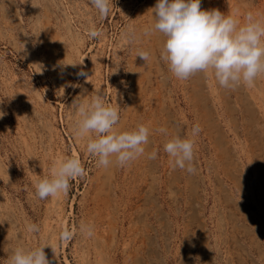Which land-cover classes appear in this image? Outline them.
Here are the masks:
<instances>
[{
    "label": "rangeland",
    "instance_id": "374dc122",
    "mask_svg": "<svg viewBox=\"0 0 264 264\" xmlns=\"http://www.w3.org/2000/svg\"><path fill=\"white\" fill-rule=\"evenodd\" d=\"M155 3L110 0L101 19L89 0H0V264L15 247L43 243L57 253L44 247L50 264H264V76L235 90L211 73L177 80L160 59L162 35L143 34ZM201 8L264 21V0H201ZM93 25L98 38L88 35ZM95 93L119 108L118 130L149 128L145 156L97 167L73 135L70 107ZM177 131L194 140L195 174L172 170L163 150ZM64 156L85 177L66 196L39 200L34 180ZM28 223L39 233H27ZM81 223L94 227L91 238L58 240Z\"/></svg>",
    "mask_w": 264,
    "mask_h": 264
},
{
    "label": "clouds",
    "instance_id": "9594fccd",
    "mask_svg": "<svg viewBox=\"0 0 264 264\" xmlns=\"http://www.w3.org/2000/svg\"><path fill=\"white\" fill-rule=\"evenodd\" d=\"M89 4L101 19L107 18L111 11L110 0H89ZM150 9L153 23L143 30V34L162 35L160 59L177 80L186 81L197 73H211L221 88L235 90L241 86L254 87L256 80L264 76V21L257 19L252 12L246 13L241 23L233 15H226L218 9L203 10L201 0H156ZM88 35L98 38L101 32L93 25ZM123 36L129 44L137 38L131 27L125 30ZM137 56L144 62L149 59V53L143 50L138 49ZM77 64L60 62L59 66L66 68ZM78 75L88 78L83 71ZM83 97L77 96L70 105L75 113L72 130L74 137L84 142L87 153L95 158L97 167L122 168L146 155L149 128L139 124L133 130L120 131L115 127L120 120L118 107L107 105L97 93L87 100L81 99ZM3 115L5 113L0 112V117ZM156 131L168 135L166 128H157ZM200 132V125L196 124L191 135L195 137ZM163 150L170 157L172 170L181 169L195 174L193 139L183 138L177 131L164 142ZM157 155L158 151H152L147 158L154 160ZM85 175L78 159L64 156L53 162L46 177L37 175L33 182L34 195L39 200L66 196L71 182L83 179ZM25 228L33 235L40 231L36 223H28ZM77 233L86 239L91 238L94 227L86 223H81L78 229L64 227L57 238L67 245ZM45 246L52 248L48 243L34 249L15 247L10 254L7 253L8 264H50L43 250ZM52 250L55 256L57 253Z\"/></svg>",
    "mask_w": 264,
    "mask_h": 264
}]
</instances>
